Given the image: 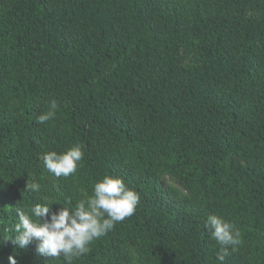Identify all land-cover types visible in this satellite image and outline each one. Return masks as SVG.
Instances as JSON below:
<instances>
[{"label": "trees", "instance_id": "16d2710c", "mask_svg": "<svg viewBox=\"0 0 264 264\" xmlns=\"http://www.w3.org/2000/svg\"><path fill=\"white\" fill-rule=\"evenodd\" d=\"M74 144L76 173L44 168ZM104 174L139 204L73 264H264V0H0V264H65L5 239L15 208ZM211 214L241 232L222 262Z\"/></svg>", "mask_w": 264, "mask_h": 264}, {"label": "clouds", "instance_id": "9594fccd", "mask_svg": "<svg viewBox=\"0 0 264 264\" xmlns=\"http://www.w3.org/2000/svg\"><path fill=\"white\" fill-rule=\"evenodd\" d=\"M59 109L57 100L47 102V110L35 117L36 122L45 124L53 120ZM82 146L71 145L66 151H48L43 154V166L57 178L69 177L77 172L83 159ZM41 185L33 180L27 182L26 192H40ZM138 192L129 188L119 176L104 174L94 185L92 194L79 200L74 208L65 201L56 211L47 202L35 203L27 208H15L16 222L12 239L20 248L35 243L36 252L55 259L63 258L65 264L89 252L91 243L105 236L115 225L132 216L139 204ZM71 209V212H70ZM205 228L220 245L223 261L228 249H236L241 243V232L234 224L216 214L208 215ZM9 264H17L15 256L8 257Z\"/></svg>", "mask_w": 264, "mask_h": 264}]
</instances>
